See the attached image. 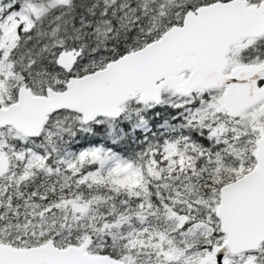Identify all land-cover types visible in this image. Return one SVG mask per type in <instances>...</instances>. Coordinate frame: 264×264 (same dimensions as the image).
<instances>
[{
  "label": "snow or ice",
  "instance_id": "1",
  "mask_svg": "<svg viewBox=\"0 0 264 264\" xmlns=\"http://www.w3.org/2000/svg\"><path fill=\"white\" fill-rule=\"evenodd\" d=\"M0 264H264V0H0Z\"/></svg>",
  "mask_w": 264,
  "mask_h": 264
}]
</instances>
